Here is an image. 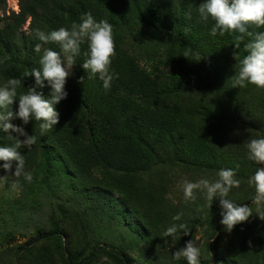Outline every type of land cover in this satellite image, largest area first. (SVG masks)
<instances>
[{
	"label": "trees",
	"instance_id": "16d2710c",
	"mask_svg": "<svg viewBox=\"0 0 264 264\" xmlns=\"http://www.w3.org/2000/svg\"><path fill=\"white\" fill-rule=\"evenodd\" d=\"M203 2L18 0V12H12L6 18L8 22L0 29V85L10 78H21L23 83L18 94L26 93L28 88L35 86V77L27 74L32 68H39L40 54L34 51V45L39 42L34 38L36 28L51 32L60 27H70L73 22H80L84 14L91 13L97 22L106 19L112 25L115 40L116 54L110 71L118 74V78L114 77L110 90L105 91L98 77L87 79V73L82 68L86 59L83 53L87 51L84 44L72 68L73 78L68 79L65 85L68 96L55 105L60 114L59 123L42 135L34 119L27 125L20 119L12 121L24 127L29 135L36 136L35 144L41 146L44 164L48 165L50 161V149L46 144H55L78 171L85 165L112 171V186L117 187L119 183L125 185L127 178L135 179L138 174H148L151 170L161 171L167 157L182 154L194 158L197 172L203 168L210 173L233 169L240 184L247 182L250 189L247 201L252 202L255 189L248 184V180L259 166L248 159L244 147L246 140L240 147L229 140H226V145H221L213 138V133L227 138L235 135V129L241 128L245 133H253L252 137L264 138L261 124H264V90L251 84L233 87L231 77L236 63L233 52L239 33L211 36L209 33L214 22L211 19L201 21L198 13V7ZM5 3L6 0H0V8ZM27 19L29 33L17 36L16 32ZM1 21H4L3 17ZM131 29L139 30L146 52L148 49L161 51L160 66H173L175 72L171 74L170 68L162 73L154 68L145 70L129 56L123 45L127 43V34ZM249 31L255 33L264 31V28L252 27ZM251 39L245 35L244 40L239 42L241 57L247 54L244 46ZM46 47L60 50L56 44ZM202 72L213 74L217 83L214 89L200 90L196 95L194 87ZM81 77L85 78L83 84L79 82ZM232 90L246 93V101L234 99L232 102L235 94L230 92ZM37 91L45 99L50 98L51 89L46 81L43 88L37 87ZM222 94L230 98L226 100ZM18 105L17 100L13 111H18ZM225 107L234 108L236 115L223 117ZM251 115L258 116L247 122V116ZM14 143V138L0 131V146ZM20 151L31 155L26 148ZM160 217L156 212V218H146L145 225H158ZM247 232L253 243L249 246L247 242L245 255L252 251L264 254V220L258 217ZM182 235L183 232L177 233V241H183ZM62 239L60 226L54 223L48 233L36 236L34 241L51 242L62 264H92L96 249L114 264H132L120 249H107L96 244L86 252L89 242L79 254L73 255ZM209 247L212 250L213 244ZM27 249L24 247L23 250Z\"/></svg>",
	"mask_w": 264,
	"mask_h": 264
},
{
	"label": "rangeland",
	"instance_id": "374dc122",
	"mask_svg": "<svg viewBox=\"0 0 264 264\" xmlns=\"http://www.w3.org/2000/svg\"><path fill=\"white\" fill-rule=\"evenodd\" d=\"M12 12H18V0H6L0 8V18H4L0 29ZM28 25L29 19L16 35H27ZM127 36L129 39L123 48L143 69L150 71L154 68L159 73L169 70L170 67L159 65L161 51H145L139 30L131 29ZM227 56L230 57L229 54ZM170 72H175V67L172 66ZM71 78L72 69L67 80ZM216 83L213 74L200 73L194 87L196 95L200 90L214 89ZM230 92L235 93L232 102L234 99L246 101L248 97L244 92ZM222 95L226 100L230 98ZM199 113H202L200 109ZM225 115L234 117V108L225 107L223 117ZM257 116H247V122H252V117ZM234 132L235 135L227 138L214 132L213 138L221 145H226V140H229L240 147L242 141L254 136L241 128ZM46 146L50 149L48 165L43 162L38 144L29 150L31 155L23 154L25 171L32 174L31 182L23 176L18 180L12 177L15 163L12 173H9L2 168L4 162L0 161V178L5 177L0 179V264H62L51 242L34 241L36 236L48 233L54 223L59 224L62 242L69 246L73 255L79 254L89 242L86 252L96 244L107 249H120L132 264H187L183 258L174 259L173 253L193 239L200 247L201 264H264L263 252L252 251L245 255L247 242L253 243L247 230L259 217L255 213L256 206L247 201L250 189L246 181L239 188H233L228 198L235 204L251 206L253 215L228 233L220 223L222 208L219 197L213 199L211 206L200 193H197L195 202L186 204L182 198L178 185L183 180L195 182L206 178L214 181L218 177V173H210L204 168L197 172L194 158L190 156L171 155L164 161L166 165L161 171L138 174L135 179L127 178L125 185L119 183L114 187L112 171L87 165L78 171L60 147L51 143ZM14 181H17L15 187L12 186ZM156 212L161 215L158 225H145V219L156 218ZM177 214H182L179 221L173 220ZM180 223L187 224L191 233H183V241H177L173 246L171 237L163 238L161 234L173 224ZM209 244H213L212 250ZM24 247L28 249L24 251ZM95 251L96 258L92 264H114L97 249Z\"/></svg>",
	"mask_w": 264,
	"mask_h": 264
},
{
	"label": "clouds",
	"instance_id": "9594fccd",
	"mask_svg": "<svg viewBox=\"0 0 264 264\" xmlns=\"http://www.w3.org/2000/svg\"><path fill=\"white\" fill-rule=\"evenodd\" d=\"M198 13L201 21L207 22L211 19L214 22L209 33L213 37L217 34L223 36L226 33H239L233 52L236 61L235 75L231 77L234 80L233 87L251 84L264 90V31H249L252 27L264 28V0H204L198 7ZM245 35L252 39L244 46L247 54L241 57L238 52L239 42L244 40ZM34 38L39 41L34 45V51L40 54L39 68H32L27 75L35 77V86L28 88L26 93L18 94V89L23 83L21 78H10L0 85V131L15 140L11 146H0V161L4 162L2 168L12 173L15 163L12 177L18 180L23 176L28 182H31L32 174L25 171V159L20 149L31 150L36 143V136L29 135L24 127L12 121L20 119L27 125L34 119L42 135L59 123L60 114L55 105L68 96L65 90L67 78L76 64V57L81 55V46L84 44L87 45V51L83 53L86 59L82 68L87 73V79L98 77L103 82L105 91H108L114 77L118 78V74L110 71L116 52L112 25L106 19L97 22L91 13H86L80 22H73L70 27H60L51 32L36 28ZM48 44H56L60 50L46 47ZM84 80L85 78L81 77L79 82L83 84ZM45 81L51 87L49 99H45L43 94L37 91V87L45 86ZM17 100L18 111H13ZM244 147L247 149L248 159L259 166L249 178L248 184L255 189L252 198V205L256 206L255 213L264 220V167L261 166L264 165V138L250 136ZM235 177L236 172L233 169H221L214 181L201 178L192 182L185 179L178 187L186 204L195 202L197 193L202 194L210 202V206L213 199L219 197L222 208L220 223L226 232L231 233L235 226L248 221L253 215L251 206L235 204L228 198L233 188L240 187V180ZM16 182H13V187ZM181 215L177 214L173 220L179 221ZM178 232H183L184 235L191 233L187 224L180 223L168 227L161 236L171 237L172 245L175 246ZM200 256V247L193 239L173 253L174 259L183 258L187 264H201Z\"/></svg>",
	"mask_w": 264,
	"mask_h": 264
}]
</instances>
